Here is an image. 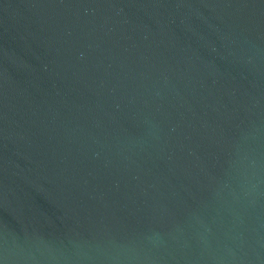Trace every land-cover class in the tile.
I'll list each match as a JSON object with an SVG mask.
<instances>
[{
	"label": "water",
	"instance_id": "obj_1",
	"mask_svg": "<svg viewBox=\"0 0 264 264\" xmlns=\"http://www.w3.org/2000/svg\"><path fill=\"white\" fill-rule=\"evenodd\" d=\"M0 264H264V0H0Z\"/></svg>",
	"mask_w": 264,
	"mask_h": 264
}]
</instances>
